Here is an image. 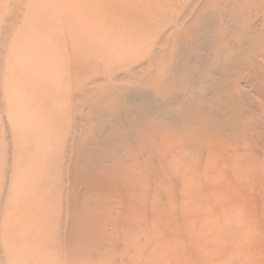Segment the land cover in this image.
<instances>
[{
  "label": "bare ground",
  "instance_id": "bare-ground-1",
  "mask_svg": "<svg viewBox=\"0 0 264 264\" xmlns=\"http://www.w3.org/2000/svg\"><path fill=\"white\" fill-rule=\"evenodd\" d=\"M0 264H264V0H0Z\"/></svg>",
  "mask_w": 264,
  "mask_h": 264
}]
</instances>
